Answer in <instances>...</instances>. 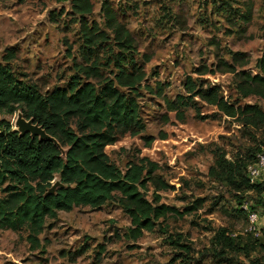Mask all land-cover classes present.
<instances>
[{
    "label": "rangeland",
    "instance_id": "rangeland-1",
    "mask_svg": "<svg viewBox=\"0 0 264 264\" xmlns=\"http://www.w3.org/2000/svg\"><path fill=\"white\" fill-rule=\"evenodd\" d=\"M110 1L136 40L138 63L144 65L145 82L155 92L161 82L165 85L163 94L175 99L185 93L186 78L192 75L206 88L220 86L222 94L232 101L259 103L264 109L263 100L242 97L233 74L196 72L203 64L216 68L217 50L228 61L233 52L247 55L246 68L258 72L256 63L264 45V0ZM93 2L94 12L88 19L104 28L103 0ZM213 40L219 42L220 49ZM7 48L15 50L10 64L17 75L37 83L43 92L66 85L77 72V64L87 61L72 0H0V52ZM108 54L103 47L94 50L102 62ZM113 68L102 63L105 74ZM91 80L98 83L97 78ZM142 91L141 115L146 130L141 135L119 132L107 153L122 170L143 157L159 164L156 176L172 188L159 190L150 182L146 192L149 199L158 192L163 195L162 202L181 213L197 198L205 199L204 205L184 216L170 215L137 241L124 237L131 220L115 199L100 208L61 210L57 218L47 220L39 247L28 241L25 229H0V264L264 263V211L261 207L250 210L259 195L254 189L239 193L211 171L221 155L232 161H249L250 155L264 145L263 128L255 131L232 121L201 100L202 113L208 118L198 119L195 110L189 108L185 121H181L167 109L161 95ZM16 114L0 113V121L13 124ZM162 134L167 137L162 138ZM142 135H153L154 142L145 144ZM251 211L259 213V235L247 231ZM220 228L232 232L239 243L238 248L226 252L227 258L219 255L220 247L213 242ZM178 235L191 247L188 258L181 259V249L170 243ZM256 239L260 244L253 246ZM100 244L105 247L101 254Z\"/></svg>",
    "mask_w": 264,
    "mask_h": 264
},
{
    "label": "trees",
    "instance_id": "trees-1",
    "mask_svg": "<svg viewBox=\"0 0 264 264\" xmlns=\"http://www.w3.org/2000/svg\"><path fill=\"white\" fill-rule=\"evenodd\" d=\"M72 9L80 20L87 61L77 64V72L66 85H56L43 92L37 83L21 79L11 66L16 57L14 48L0 52V113L14 114L23 110L26 117H35L48 133L68 148L66 156H62L52 141H40L30 133L21 135L10 121H0V229H25L34 247L42 246L40 235L48 219L57 218L61 210L71 211L77 206L100 208L117 200L131 220L123 235L137 241L145 231H154L170 215L184 216L204 205L205 199L197 198L181 213L162 202L163 195L158 192L149 199L146 192L150 182L159 190L172 188L156 176L159 164L143 157L122 170L107 153V147L117 142L119 132L141 135L146 130L141 115L143 89L161 95L167 109L175 112L181 121H185L189 108L195 110L198 119L208 118L202 113L201 100L215 106L232 121L255 131L264 130V109L259 103L232 101L222 94L220 86L206 88L192 75L186 78L185 93L178 94L175 99L163 94L165 85L161 82L157 83L155 92L145 82L144 65L138 63L136 40L119 19L110 0H103L101 6L104 28L88 19L94 12L93 0H72ZM211 42L220 49L219 42ZM100 47L109 51L106 62L94 55V50ZM92 55L94 59L90 60ZM216 56V68L203 64L196 72L233 74L242 97L264 101V45L256 63L258 72L246 68L249 57L241 52H233L231 61L222 57L219 50ZM144 58L149 59L146 55ZM102 63L114 67L110 74L103 72ZM92 78H97L98 83ZM165 118L169 120L167 115ZM142 137L147 145L154 142L153 135ZM166 137L162 134V138ZM262 142L264 144V140ZM263 147L250 155L249 161H232L221 155L211 168L216 178L239 193L249 189L257 192L259 200L250 210L261 207L264 211V180L251 183L247 174L248 164L256 160ZM56 180L63 186H57L53 194L47 193ZM242 199L250 201L244 196ZM213 242L220 247L219 255L224 258H227V251L239 246L237 238L225 228L216 232ZM170 243L181 249V259L189 257L191 247L183 241L182 235L172 238ZM258 243L256 239L252 245ZM99 246L101 254L105 247Z\"/></svg>",
    "mask_w": 264,
    "mask_h": 264
},
{
    "label": "water",
    "instance_id": "water-1",
    "mask_svg": "<svg viewBox=\"0 0 264 264\" xmlns=\"http://www.w3.org/2000/svg\"><path fill=\"white\" fill-rule=\"evenodd\" d=\"M13 129L18 131L21 135L30 133L32 137H38L40 141H52L62 152V156H66L68 148L63 147L61 142L53 135L47 132L46 128L39 122L36 121L35 117H26L23 110H18L14 123ZM63 186L61 181L56 180L47 193L53 194L57 186Z\"/></svg>",
    "mask_w": 264,
    "mask_h": 264
},
{
    "label": "built area",
    "instance_id": "built-area-1",
    "mask_svg": "<svg viewBox=\"0 0 264 264\" xmlns=\"http://www.w3.org/2000/svg\"><path fill=\"white\" fill-rule=\"evenodd\" d=\"M247 174L251 183L260 182L264 180V147L257 154L256 160L248 164ZM259 220L260 216L258 211H251L249 213V226L247 227V231H250L255 235H259Z\"/></svg>",
    "mask_w": 264,
    "mask_h": 264
}]
</instances>
